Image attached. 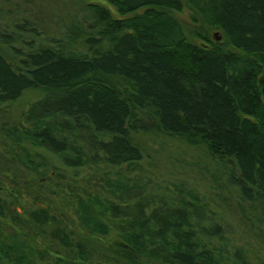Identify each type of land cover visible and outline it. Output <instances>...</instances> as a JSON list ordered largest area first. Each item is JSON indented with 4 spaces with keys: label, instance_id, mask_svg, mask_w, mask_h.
Wrapping results in <instances>:
<instances>
[{
    "label": "trees",
    "instance_id": "1",
    "mask_svg": "<svg viewBox=\"0 0 264 264\" xmlns=\"http://www.w3.org/2000/svg\"><path fill=\"white\" fill-rule=\"evenodd\" d=\"M99 1L117 17L99 5L88 6L94 18L91 32L99 26L85 40L89 57L44 49L28 54L15 68L0 55V104L14 102L27 90L44 92L34 106L38 117L71 121L112 167L141 160L129 140L131 131H153L193 148L203 146L212 158L237 170L234 181L243 198L264 200V0H184L209 29L220 33L219 44L188 41L168 13H181V0ZM225 46L229 51L222 50ZM98 135L108 140H98ZM26 136L66 164L83 165L78 154L65 159V142L48 129ZM117 186L128 192L117 179L109 183L113 194ZM117 200L105 203L103 212L122 219L127 230L123 244L133 253L157 248L168 252L170 264H217L200 245L188 212L175 207L149 211L142 200ZM81 203L87 225L91 210ZM94 230L105 233L102 226ZM206 233L215 237L221 232L216 227ZM126 252L121 247L120 253Z\"/></svg>",
    "mask_w": 264,
    "mask_h": 264
},
{
    "label": "rangeland",
    "instance_id": "2",
    "mask_svg": "<svg viewBox=\"0 0 264 264\" xmlns=\"http://www.w3.org/2000/svg\"><path fill=\"white\" fill-rule=\"evenodd\" d=\"M181 1V13H168L188 41L219 44L220 33ZM89 5L109 9L117 17L99 0H0V55L15 68L28 54L44 49L89 57L85 40L99 29L90 30L94 18ZM45 96L27 90L14 102L0 104V264H170L166 250L150 248L137 255L123 244L127 230L122 219L103 212L105 203L118 204L120 197L129 204L142 200L149 211L175 207L188 212L200 245L214 254L217 264H264V200L243 198L231 164L177 137L131 131L129 140L141 160L109 166L91 149L87 133L71 121L38 117L34 106ZM29 111L34 119H27ZM38 128L65 142V159L78 154L83 165L70 166L60 155L32 145L26 134ZM117 179L128 192L117 186L112 193L109 183ZM81 202L91 210L87 225ZM99 226L104 234L94 230ZM216 227L220 235L209 237L208 228ZM121 247L129 253L121 254Z\"/></svg>",
    "mask_w": 264,
    "mask_h": 264
},
{
    "label": "water",
    "instance_id": "3",
    "mask_svg": "<svg viewBox=\"0 0 264 264\" xmlns=\"http://www.w3.org/2000/svg\"><path fill=\"white\" fill-rule=\"evenodd\" d=\"M218 34H215L214 35V38L217 40V41H219L220 40V37L219 36H217Z\"/></svg>",
    "mask_w": 264,
    "mask_h": 264
}]
</instances>
